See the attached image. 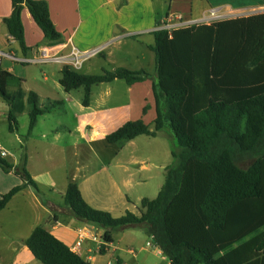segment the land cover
Listing matches in <instances>:
<instances>
[{
    "label": "trees",
    "instance_id": "trees-1",
    "mask_svg": "<svg viewBox=\"0 0 264 264\" xmlns=\"http://www.w3.org/2000/svg\"><path fill=\"white\" fill-rule=\"evenodd\" d=\"M10 2L4 23L22 55L30 50L21 20L25 8L48 46L61 42L46 1ZM152 35L154 74L119 67L82 75L63 67L59 85L65 92L83 88L82 105L87 107L93 86L151 81L153 129L140 119L129 121L104 141L113 145L139 136L155 138L166 130L175 144L163 185L154 199L140 201L138 213L127 210L113 217L86 203L69 178L64 206L75 219L102 229L105 244L113 242L115 230L140 227L169 264H264V12ZM22 84L0 67V99L8 107L9 130H17V117L28 106L30 132L38 117L61 102L40 106L37 94L26 93ZM25 164L26 157L14 166L0 156V169L22 182L0 196V212L23 188L39 194ZM24 243L41 264H92L42 226ZM104 247H99L101 254Z\"/></svg>",
    "mask_w": 264,
    "mask_h": 264
},
{
    "label": "crops",
    "instance_id": "crops-1",
    "mask_svg": "<svg viewBox=\"0 0 264 264\" xmlns=\"http://www.w3.org/2000/svg\"><path fill=\"white\" fill-rule=\"evenodd\" d=\"M44 1L48 4L50 17L56 30L62 35L61 42L57 46H68L71 44L80 51L103 47L99 55L103 61L115 63H112V71L119 67L131 71L145 70L142 68L145 67V50L154 54L150 50V47L154 45L152 32L156 30L158 24L163 25L166 23L170 15V10L162 12L163 15H161L160 13H153L150 9L145 21V0ZM201 1L203 5H198L195 8V15H206L209 9L214 7H216L215 9L218 12H222L224 9L235 11L251 7H264V0ZM11 11L10 0H0V49H5V51L10 53L12 52L8 48L15 44L16 41L8 34L4 19L10 16ZM21 20L24 27L25 44L30 49L25 56L26 58L37 57L40 49L47 47L49 41L44 38L43 33L37 27L26 8L21 13ZM62 51H67V48H62ZM135 66H138V68H135ZM0 67L14 76L22 80L24 79L22 88L27 92L24 89L27 78L23 74H20L21 72H17L15 63L9 59H4ZM59 80L60 78H58V84ZM145 86H147L146 89L149 91V94H152L151 81L149 80L131 86L127 85L126 92L128 99L133 100L135 99V94L145 93ZM109 91V89H106L103 94L107 96ZM32 92L37 94L40 104L42 99H47L48 103L55 101L50 100L41 90L34 89ZM138 97L136 99H139V101L133 100L134 103H115L110 109H106V104L103 102L94 103L91 88L89 105L84 107L82 102H80L77 114L73 115L79 139L89 144L102 142L108 134L126 122L139 119L144 122L143 101H141L140 96ZM62 106L63 102H61V106L58 108H62ZM148 107V111L154 109L153 95ZM7 112L5 114L6 117ZM47 114L38 117L35 127L30 132H28L27 128L24 143L28 147L30 143L32 146L33 141L37 142L34 139V130L38 127L40 119L44 118ZM40 137L42 138L41 141H44L46 144L47 138L45 135L42 134ZM57 138L58 134L54 138L56 142L58 141ZM0 149L6 153L4 158L7 162L14 166L23 157H26V169L39 189V194H37L30 187L23 188L11 198L6 207L0 212V220L7 215H12V219L14 220L13 225H9V228L3 229V226H0V264H41L33 257L24 243L32 230L37 226L45 228L55 238L67 245L74 253L92 264H101V258L106 256L109 257V260L104 264H126L123 260L124 254L130 255L131 259L137 258V254L132 248L124 249L119 247L120 241L116 239V234L117 232L120 235L125 234V229L115 230L112 233L113 242L105 244L102 239L104 232L102 229L75 219L63 203L70 178L77 183L83 199L91 207L107 211L113 217L123 215L128 210L127 205L132 203L129 193L132 192L134 185L142 183L137 182L138 180L135 181L136 178L131 168L123 166V164L117 161L119 155L113 156L116 161L112 160L105 164L99 162L92 170L84 172L83 175L80 174V177L78 176L80 169H76L73 174L65 173L64 179L56 182L55 178L48 175L49 170L47 168L39 173L35 170L36 148L32 147L34 151L30 153V156L21 155L18 159L13 156L12 160L8 158L13 154H10L7 149L1 146ZM58 149L62 150L63 148L58 146ZM99 160L100 158H98ZM129 162H132V160ZM141 168L145 169V165ZM41 176H43V183L39 179ZM21 183V180L13 173H4L0 169V196L9 192L13 187L21 185ZM116 209L118 210L114 213ZM23 211L32 212L28 215V219L22 215ZM133 213H137V211ZM129 228L135 229L137 232L145 235L140 227ZM148 239L150 243H147L152 248L157 249L153 246L151 238L148 237ZM101 245L105 246L103 254L99 252ZM156 254L161 256L163 264H169L168 258L160 250L157 249Z\"/></svg>",
    "mask_w": 264,
    "mask_h": 264
},
{
    "label": "rangeland",
    "instance_id": "rangeland-1",
    "mask_svg": "<svg viewBox=\"0 0 264 264\" xmlns=\"http://www.w3.org/2000/svg\"><path fill=\"white\" fill-rule=\"evenodd\" d=\"M198 5H203L201 0H145V21L147 20L150 9L153 13H160L161 15H163L162 12L170 10V15H181L184 20L197 19L202 16L200 14L195 15V8ZM263 12L264 7H251L235 11L224 9L222 12H218L220 15L218 20L212 22L246 17ZM204 16L207 17L208 14L202 17ZM212 22L201 24H210ZM8 49L18 58L26 57L21 54L19 45L16 42ZM112 63L113 62L110 61H103L100 55L97 54L85 61L82 68L77 71V73L82 75H101L104 71H112L113 64H115ZM15 65L17 66V72H21L20 74H23L27 78V83L24 85V89L27 91L26 93L34 89L41 90L50 100L63 102V106L62 108L53 110L50 114L40 119L38 127L34 130V139H36L37 142L33 141L32 146L30 143L28 147L27 144L25 145L24 143L29 123L28 106L25 112L17 117L18 130L10 131L5 115L8 107L6 103L0 99V146L7 149L10 154H13L8 158L9 160H12L13 156L17 159L21 155L30 156V153L34 151L32 147L36 148L35 170L39 173L47 168L49 170L48 175L55 178V181L58 182L64 179L65 173L67 172L73 174L76 169H80V173H78L80 177L84 172L92 170L99 162L105 164L112 160L114 161L115 159L113 156L119 155L117 161L123 164V166L131 168L136 178L135 181L138 180L137 182L142 183L134 185L132 192L129 193V198L132 203L127 205L128 210L133 212L137 211L138 213L140 199L147 198L152 200L157 196L164 182L165 168L173 163L171 151L174 150L175 140L166 130L160 131L156 138L139 136L132 141H121L113 145H108L105 141L93 142L91 144L82 141L79 139V135L76 132V122L73 115L77 114L79 103L83 100V88L70 92H65L62 89L57 82L61 75V65L27 63H15ZM144 66L145 67L142 68L151 75L154 74L155 56L146 50ZM135 68H138V66H135ZM55 82L57 83L55 84ZM126 87L127 85L123 80H116L112 83L93 86L92 99L94 103L103 102L106 104V109H110L115 103L130 104L131 102L134 103V101H139V99H136L139 98L138 96H140L141 101H143V108L150 104L152 94H149V91L146 89L147 86H145V93L135 94L134 101L128 99ZM106 89L110 90L107 96L103 94ZM47 105V99H42L40 106ZM148 110L149 108L143 113L145 115L144 123L148 125L150 129H153L155 111L154 109L151 111ZM56 129L58 131H54ZM42 134L47 138L46 144L44 141H41L42 138L40 136ZM56 134H58L57 142L54 140ZM58 146L63 149L59 150ZM175 152H178V149H175ZM96 156L100 158L99 161ZM23 158L19 163L22 162ZM130 160H132V162H129ZM143 165H145V169L141 168ZM241 166L245 167L246 164ZM39 179L42 183L44 182L43 176L39 177ZM41 196L43 195L41 194ZM117 210L118 209L114 210V213H116ZM31 213V211H23L22 215L28 219V215ZM0 221V226H3V229L9 228V225H13L14 222L12 215H7ZM125 230V234L123 235H120L119 232L116 234V239L120 241L119 247L124 249L132 248L137 254L136 259H131L130 255L124 254L123 260L126 264H163L161 256L156 254L157 249L146 244L147 242L150 243L148 236L137 232L135 229L125 228ZM107 260H109V257L106 256L101 258L100 262L104 264Z\"/></svg>",
    "mask_w": 264,
    "mask_h": 264
},
{
    "label": "built area",
    "instance_id": "built-area-1",
    "mask_svg": "<svg viewBox=\"0 0 264 264\" xmlns=\"http://www.w3.org/2000/svg\"><path fill=\"white\" fill-rule=\"evenodd\" d=\"M220 17L218 10L211 8L208 11L207 17H200L197 19L184 20L181 15H170L163 25L156 28V30H166L171 32L176 28H186L201 23H209L218 20ZM1 24V21H0ZM62 48H67V51H62ZM103 50V47H97L88 51H80L73 45L68 46H47L40 49V53L34 58H18L13 53L6 52L0 49V65L4 59H9L13 63H27V64H58L61 67H68L73 71H79L83 63L89 60L91 57L99 54ZM0 156L5 157L6 153L0 149ZM95 240V239H94ZM147 245H149L147 243Z\"/></svg>",
    "mask_w": 264,
    "mask_h": 264
}]
</instances>
